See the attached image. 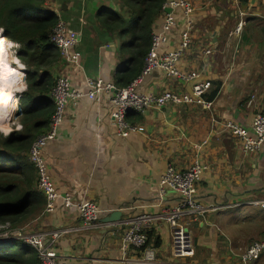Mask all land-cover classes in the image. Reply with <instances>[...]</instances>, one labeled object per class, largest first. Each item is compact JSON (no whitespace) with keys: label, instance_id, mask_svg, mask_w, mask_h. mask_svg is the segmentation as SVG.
Wrapping results in <instances>:
<instances>
[{"label":"crops","instance_id":"obj_1","mask_svg":"<svg viewBox=\"0 0 264 264\" xmlns=\"http://www.w3.org/2000/svg\"><path fill=\"white\" fill-rule=\"evenodd\" d=\"M187 1L193 7L194 29L178 66L182 73L197 75V82L210 84L202 95L210 109L166 105L128 113L127 122L139 131L121 138L110 120L107 98L99 103L84 99L66 108L57 140L42 150L59 194L75 202H92L101 211L97 227L86 229L76 210H63L59 200L51 213L21 225L47 237L68 229L56 243L58 256L68 264H125L120 232L105 228V221L113 213H121L122 220L176 206L180 201L176 193L167 189L159 195L160 178L167 166L185 171L195 162L206 170L195 196L205 212L189 226L193 259L201 264L235 263L240 251L264 237L263 215L250 211L239 221L241 215L236 214L247 207L264 210L259 204L264 202V151L244 154L239 140L224 129L226 122L249 127L256 112L264 114V0ZM120 5V0H45V10L58 13L78 34L81 67L71 68L59 57L58 63L39 74L47 72L53 79L66 76L81 91L86 79L114 83L125 57L120 40L98 21L102 12H119ZM162 22L159 14L152 31L159 32ZM178 22L162 52L176 49L183 31L181 19ZM239 23L242 28L237 33ZM12 57L17 59L15 53ZM19 86L9 92L11 99L22 89L20 81ZM190 89V83L158 70L137 85V91L153 95L165 91L185 95ZM2 109L1 121L8 127L9 117ZM150 234L160 241L158 255L168 257V226L160 223ZM257 264H264V257Z\"/></svg>","mask_w":264,"mask_h":264},{"label":"built area","instance_id":"obj_2","mask_svg":"<svg viewBox=\"0 0 264 264\" xmlns=\"http://www.w3.org/2000/svg\"><path fill=\"white\" fill-rule=\"evenodd\" d=\"M54 14L57 17V23L49 40L67 66L79 69L81 64L77 51L78 34L69 29L68 24L61 20L58 13ZM161 16L162 26L159 32H152L150 49L144 60L142 72L130 85L118 88L114 83L100 78L86 79L85 91H81L66 76L55 79L49 94L50 101L54 105V113L47 131L34 141L27 155L28 162L36 174L35 188L45 199L42 215L51 213L60 200L63 210L75 209L83 227L91 229L97 227L101 214L97 205L92 202H75L69 195L59 194L42 154L43 148L48 143L57 140V131L65 120L66 108L69 105L74 107L84 99L99 103L103 97H106L111 106L110 120L116 135L121 138H127L139 131L136 126L127 122L128 113H141L149 108L161 109L166 105H194L203 110L210 109L211 103L202 98L210 84L197 82V75L182 73L178 66L183 53L190 45L191 32L194 29L192 4L187 0L165 1ZM179 19L182 21L183 31L176 49L162 52V48L169 43L171 33L178 27ZM241 28L242 24L239 23L236 32L238 33ZM13 48L12 54L16 55V48ZM210 54V51L206 52V55ZM9 64L12 67L13 63ZM156 70L184 83H190V92L177 95L165 91L159 95H153L137 91L138 83ZM24 72L23 66L22 74L25 77ZM24 81H22V91L17 93L19 94L17 102L25 90ZM253 99L254 96L251 97L249 105L252 104ZM224 129L230 131L239 140L244 154H258L264 151V115L261 112H256L249 127L235 122H226ZM20 130L21 126H18L16 131ZM205 170L206 167L199 162L193 163L185 171H178L172 166H167L159 181L158 186L161 190L159 195L162 196L167 189L176 193L180 198L176 206L158 213L142 212L115 223L104 224L105 228L120 232V248L125 264H197L191 262L194 249L189 226L191 220L205 212L195 199L196 186L201 181ZM259 204L261 208H264V202ZM160 223L168 226L170 239L169 256L163 258L158 255L156 248L148 243V234ZM0 228V243L9 240L23 242L34 250L38 264H68L56 252L57 241L67 233L68 229L54 231L47 237L43 234L31 233L25 226L11 230L10 226L5 224ZM263 256L264 237L252 241L245 250L240 251L235 263L211 262L209 264H256Z\"/></svg>","mask_w":264,"mask_h":264},{"label":"trees","instance_id":"obj_3","mask_svg":"<svg viewBox=\"0 0 264 264\" xmlns=\"http://www.w3.org/2000/svg\"><path fill=\"white\" fill-rule=\"evenodd\" d=\"M120 1V11L102 12L98 23L120 40L125 58L114 85L123 88L142 72L153 24L162 14L165 0ZM44 4L45 0H0V38L19 44L15 56L25 67V90L17 114L21 130L8 136L0 133V226L8 224L11 230L39 216L45 204L35 188L36 174L27 158L31 145L47 131L54 113L49 94L55 79L39 72L59 61V52L49 40L57 17L46 11ZM20 75L21 84L24 76ZM148 243L154 248L160 246L159 239L153 240L150 233ZM0 264H38V258L28 245L9 240L0 244Z\"/></svg>","mask_w":264,"mask_h":264},{"label":"bare ground","instance_id":"obj_4","mask_svg":"<svg viewBox=\"0 0 264 264\" xmlns=\"http://www.w3.org/2000/svg\"><path fill=\"white\" fill-rule=\"evenodd\" d=\"M7 53L10 55V49L7 50ZM14 60H16V59L13 58V61H12L13 63H14ZM14 65L16 67L14 66L13 69H12V67L11 68L9 67L11 70H13V71H15L17 73V76L11 78V80L14 81V83L11 84V87L8 86V83L0 81V120L3 117V115H2L3 114V109H2L3 107L6 109V111L4 112V114H6V115H9V114L14 113L15 111H18V105H17V102H16L17 101L16 96H13L11 94V96H12V99H11L9 92L10 91L15 92V90H19L20 89V86H19V83H18V79L20 81L19 75H20V72L22 71V67H20L16 63H14ZM22 80H23V77H22ZM22 89H23V87H22ZM22 89L19 92L17 91L16 93H14V95L17 94V93H20L22 91ZM0 127L2 129H4L2 131L8 132V129L5 126V121H0Z\"/></svg>","mask_w":264,"mask_h":264},{"label":"rangeland","instance_id":"obj_5","mask_svg":"<svg viewBox=\"0 0 264 264\" xmlns=\"http://www.w3.org/2000/svg\"><path fill=\"white\" fill-rule=\"evenodd\" d=\"M14 51V48H11L10 49V54H12V52ZM16 51H17V49H16ZM12 59H13V57H12V55L10 56L9 54H8V66L10 65L9 63H13L12 62ZM15 59V58H14ZM15 65H14V63H13V65H12V69H13V67H14ZM10 68H11V66H9ZM16 67V66H15ZM23 80H25V77H24V79ZM23 80H21V84H22V81ZM23 86L25 87V83H23ZM13 96H14V93L12 94ZM18 96H19V94H17L16 95V99H18ZM17 105H18V111H16V112H14V113H12V114H10V115H8V117H9V123H8V127H7V129H9V131L7 132V133H4V132H2V131H0V133L1 134H3L4 136H8V135H10V133L11 132H13V131H16V128L18 127V126H20L19 125V117H18V112H20V110H21V108H20V106H19V102H17ZM1 121V120H0ZM250 211H254V212H256L258 215H263L264 216V210H262V209H259V208H252V207H247V208H245V209H243L242 211H239V212H237L236 214H237V216L238 215H241V216H239L238 218H239V221H242L243 219H245V215H247V214H251V212ZM247 212H249V213H247ZM257 225H260V227H258V228H262V225L261 224H255V225H253V226H257ZM23 227V226H22ZM0 230H1V228H0ZM6 243V242H5ZM168 253V252H167ZM166 253V254H167ZM191 262H193V263H195L196 262V260L195 259H192L191 260ZM197 263V262H196ZM197 264H201L200 262H198Z\"/></svg>","mask_w":264,"mask_h":264},{"label":"clouds","instance_id":"obj_6","mask_svg":"<svg viewBox=\"0 0 264 264\" xmlns=\"http://www.w3.org/2000/svg\"><path fill=\"white\" fill-rule=\"evenodd\" d=\"M2 31L3 30L0 29V32ZM13 47L18 48L19 44H16L4 38H0V81L8 83L9 87H11V84L14 83L11 78L17 76V73L11 70L8 66L7 49H11ZM14 63L19 65L20 67H23V65L20 64L19 59L14 60Z\"/></svg>","mask_w":264,"mask_h":264},{"label":"water","instance_id":"obj_7","mask_svg":"<svg viewBox=\"0 0 264 264\" xmlns=\"http://www.w3.org/2000/svg\"><path fill=\"white\" fill-rule=\"evenodd\" d=\"M22 65V64H21ZM121 218V213H113L108 219L105 221L106 223H115L118 222ZM3 244V243H0Z\"/></svg>","mask_w":264,"mask_h":264}]
</instances>
